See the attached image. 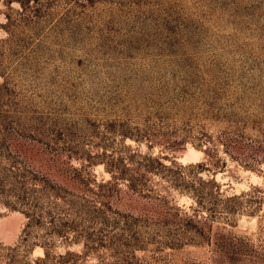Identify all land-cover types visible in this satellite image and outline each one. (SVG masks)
<instances>
[{
	"label": "rangeland",
	"instance_id": "1",
	"mask_svg": "<svg viewBox=\"0 0 264 264\" xmlns=\"http://www.w3.org/2000/svg\"><path fill=\"white\" fill-rule=\"evenodd\" d=\"M0 264H264V0H0Z\"/></svg>",
	"mask_w": 264,
	"mask_h": 264
}]
</instances>
